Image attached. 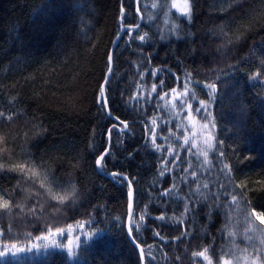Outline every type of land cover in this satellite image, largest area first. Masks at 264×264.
I'll list each match as a JSON object with an SVG mask.
<instances>
[{"label": "trees", "instance_id": "1", "mask_svg": "<svg viewBox=\"0 0 264 264\" xmlns=\"http://www.w3.org/2000/svg\"><path fill=\"white\" fill-rule=\"evenodd\" d=\"M213 3L196 0L189 23L164 0H138L141 25L118 42L106 87L109 111L129 125L120 131L123 125L106 114L98 98L120 27L139 22L134 0H0V195L11 205L0 210V264H141L126 233L127 183L105 176L113 171L134 178V207L146 213L135 240L151 253L145 264H206L192 252L209 246L215 250L214 256L208 253L213 264L223 253L246 247L252 252L245 214L253 224L250 213L264 212V76L250 77L264 60V0H242L237 7ZM172 23L179 25L176 35L170 33ZM145 32V42L134 38ZM153 69L162 71L153 77ZM189 78L194 100L208 102L202 125L211 113L209 127L195 129L202 138L166 103L171 89L183 92ZM161 80L164 87L157 92H167L166 100L152 93L146 102ZM208 83L217 85L215 92L204 86ZM113 124L110 154L99 173L95 160ZM152 127L160 149L151 143ZM209 132L215 139L205 165L202 155L192 154L197 149H188L192 140L206 149ZM185 135L190 142L180 147ZM169 147L181 157L176 165ZM19 164L26 165L27 175L8 170ZM32 167L38 177H31ZM72 185L75 196L64 204L48 192L63 194ZM198 185L199 192L193 191ZM231 194L245 199L229 208ZM186 205L192 210L184 214ZM162 214L164 221L155 219ZM80 225L85 238L71 257L64 245L41 241L49 228Z\"/></svg>", "mask_w": 264, "mask_h": 264}, {"label": "snow or ice", "instance_id": "2", "mask_svg": "<svg viewBox=\"0 0 264 264\" xmlns=\"http://www.w3.org/2000/svg\"><path fill=\"white\" fill-rule=\"evenodd\" d=\"M221 3H225L228 5V7H237L242 3V0H220ZM195 3L196 0H183L182 4H178L176 2V0H171V4L170 6L167 4V0H164V6L169 7L170 9H175L177 13L180 14V16L186 18L188 20V22L190 23L193 15H194V8H195ZM153 8H157L159 7V5H157L156 3H153L152 5ZM213 7H215V0L213 3ZM228 9L225 8L223 9V11H227ZM137 11H141L139 8L137 9ZM124 13V9L121 8V16H123ZM169 13L165 12V15L167 16ZM143 19V16L141 17ZM167 23V21H165ZM135 28H139V25H136ZM179 29V25L177 23H172L171 27H170V33L173 35L177 34V31ZM125 27L121 28V31H124ZM221 31H223V29H221ZM127 34L128 35H133V30L132 29H127ZM118 38H119V33L117 34ZM134 38H138L142 43L146 41V39L148 38V33L145 32L144 34L140 35V34H136L134 36ZM164 36L163 34L161 35V39H163ZM237 39H239V37H237ZM262 40H264V37L261 38ZM115 42V41H114ZM232 41L230 40L229 43H231ZM108 62H109V67H108V72L111 73L112 72V62H113V55L111 53L108 54ZM162 69H153L151 70V74L153 77L157 76V74L159 72H161ZM261 76H264V60L261 61L260 63V67L258 69V71L253 74L250 78L253 80L259 79ZM144 78L143 74H140V79L142 80ZM108 83V76H105V84ZM192 80L189 78L185 85H184V91L183 92H177L176 88H172L171 89V93L174 94L173 96V100L179 101V105L173 103V100H167L166 103L168 105H171L172 107V111L176 114L179 115L177 108L179 107V111H183L184 110V106L185 104L187 105V108L189 110L188 115L186 117H184L183 119H186L190 122L195 120V116L193 115V112L195 113H201L202 111H207V104L208 102L205 100H200L199 101V107H195L193 108V105L191 104L190 100H194L196 99V94L195 92L191 91L190 89V85L192 84ZM198 83V82H197ZM206 88H208L210 90V92H215L217 85L215 83H208L204 85ZM163 88L164 87V81L161 80L159 82V85L157 84H153L152 88H151V92L148 94L149 95V101L146 102H150V98H151V94L152 93H157V97L159 100L161 101H165L166 97L168 96V93L165 92L164 95H160L157 92V88ZM105 86L102 84L100 86V96L98 98V103L102 104L103 107L105 109H109V101L105 96ZM188 98V99H186ZM214 98V96H213ZM132 99H135L137 101H139L141 99V97L139 96H133ZM109 115L111 116V112L109 111ZM211 113L208 112L207 115L204 117L205 119V123L202 125L203 128L207 129L209 127V122H207V117L210 116ZM4 113L0 112V117H3ZM8 119H11V116L7 117ZM118 119V118H117ZM153 125H156V120H152L151 122ZM120 124L123 125V128L120 129V131H126L129 129V125L127 122L121 120ZM177 127H181V125H177ZM212 128H215L216 125L213 123L211 124ZM117 128L116 124H113L112 129H109L108 131V135H109V139H111L112 136V132L113 130H115ZM150 132V139H151V143L153 144V146L156 149H160L163 147V145H158L156 144V137H157V130L155 127H152L151 129H149ZM169 136H175L174 132H169ZM164 139H168V137H163ZM177 139H179V137H177ZM215 137L209 132L207 135V138L203 141L204 145H206V149L204 148H200L198 146V144L196 143L195 140L191 141V147L188 149V151L191 153L192 149H197V153H192V154H199L202 155L204 157V161L203 163L205 165H207L209 163V151L212 150V148L214 147L213 141H214ZM3 137H0V142H2ZM184 140V144L180 145V147H183L184 145H188L189 144V137L187 135H185L183 137ZM168 153L169 155H175L176 159L171 161V163L173 165H176L177 161L179 159H181V157L179 156V153H174L173 152V148L169 147L168 148ZM110 154V149L106 148L103 152V154H101L98 158H96L95 160V164L96 167L98 169H102L103 168V162L105 161V157L108 156ZM129 155H131V153H129ZM221 155H223L221 153ZM165 164L168 163L167 161L164 162ZM25 168L26 165L24 164H19V165H15L12 168L8 169L9 171H16L19 170L20 172L24 173L25 175H27V173L25 172ZM224 169H229V165L225 164L224 165ZM0 170H3V165H0ZM28 171L31 173V177H38L39 173L37 172V170L32 167L29 168ZM185 172L188 171V169H184ZM161 175H164V171L161 170L160 172ZM111 177L113 178L114 181H116L117 183H123L124 181H127V216L129 219V226H128V235L130 237L133 238V242L135 243V240L137 238V233L140 231L141 225L143 224V222L145 221V216L146 213L145 212H139L137 213V209L134 207V202L136 199V190L134 188L133 185V181L134 178H129L127 175H125L122 172H116L113 171L110 173ZM191 176L192 177H196V172H191ZM122 178V179H121ZM41 187L43 188L45 186L44 181L42 180L41 182ZM175 187V186H173ZM204 188H208L207 184L203 185ZM238 187H242V186H238ZM199 188L200 186L198 185L196 189H194L193 191L195 192H199ZM49 194L51 195L52 199L56 200L59 204H64L66 201L72 200L73 197L75 196V192H76V188L75 185H72V188L70 191L65 190L63 192V194H61L60 192H53V190L51 188L48 189ZM171 189L167 190L166 192L162 193V194H170ZM213 194L211 192L208 193V196L206 198H211ZM219 197H217L218 199ZM239 200H243L245 199L242 195L238 196L237 194H231V201L228 202V206L229 208H231L232 205L236 204ZM74 202V200H73ZM220 207H223L224 205H219ZM11 207L9 200L8 199H4V197L2 195H0V210H9ZM21 207V210H23V207ZM246 207H250V205H246ZM145 208H147V205L145 206ZM192 209L186 205L185 206V211L184 214H187L188 212H190ZM34 211V210H33ZM139 215V221H135L134 220V216L135 215ZM250 216L255 217L257 220L260 221L261 224H264V212L261 213H257L255 211H252L250 213ZM156 220L159 221H164L166 219L165 215H160L155 217ZM245 220L248 224V227L245 229L246 233H258L260 236V241L261 244H264V229H257L256 227H254V225L252 224V221L249 219V214H245ZM226 221L230 222V217L226 216ZM181 223H183V221H180ZM81 227L83 225H80ZM228 226V223H226V227ZM71 228V226H69V229ZM63 229L62 228H56L55 231L53 232L51 228H49V233L51 235H57V234H62L63 233ZM2 234V233H0ZM187 231L185 233H182V235H187ZM154 235L160 237L161 239H164V237L161 236L160 232H154ZM229 235H232L231 233ZM38 239H40V237H37ZM44 239H47L48 237L45 236L43 237ZM177 239H179V237H177ZM245 239L248 241H252L254 239V237L252 235H246ZM60 245H57V247H59ZM136 247L140 249V256H141V260H145L146 256L151 255V253H145L143 248H141L140 244L137 243ZM149 249H151L152 245H148L147 246ZM223 251V250H222ZM242 251H244L246 253L245 256L241 257H235V254L233 252H229V253H223L219 260L217 261V264H233V260L232 259H225V255H231L236 259L237 264H240V260L243 259V261L245 262V264H264V250H262L261 248L257 247L255 244L252 245V252H248L247 247L245 249H243ZM211 252L212 256L215 255V250L211 248V246L207 247V248H203L202 250H198V251H193L192 252V257L196 258H202L203 261L206 262V264H213V259L212 256H210L208 253ZM4 253L0 252V256H3ZM68 255L71 257L74 255L73 251L71 249H69L68 251ZM153 259L155 257H152ZM177 259H180V257H177Z\"/></svg>", "mask_w": 264, "mask_h": 264}, {"label": "rangeland", "instance_id": "3", "mask_svg": "<svg viewBox=\"0 0 264 264\" xmlns=\"http://www.w3.org/2000/svg\"><path fill=\"white\" fill-rule=\"evenodd\" d=\"M176 2L178 4H182L183 0H176ZM172 10L176 11L175 9H172ZM173 96H174V94L172 93L171 94V100H173ZM186 99H188V98H186ZM190 102L193 105V108L200 106L199 102H197L196 100H190ZM173 103L179 105V101L173 100ZM177 111L179 113V119L180 120H184L185 122L190 124L189 126H192L194 130L195 129L198 130L197 128L201 127L200 125H202V123H203V113L205 111H202L201 113L193 112V115L195 116V120L192 121V122H190V121H188L186 119H183L184 117H186L188 115V112H189L186 104L184 106V110L183 111H179V107L177 108ZM196 130H195V132L197 134H199V136L202 138L203 137V133L201 131H196ZM253 225L257 229H264V224H261L260 221L257 220L256 218L253 219ZM245 226H246V224H245ZM238 232L239 231H235L233 233H238ZM84 235H85L84 227L83 226L82 227L81 226H76V227H72L70 229H67V230L63 231L62 234H57V235L49 234L47 236L48 237L47 239L42 238L41 241L43 242L44 246L57 247V245H60L59 247H61V245H64L68 249V251H69V249H71L73 251V253H75L80 240L85 238ZM249 235H252L254 237L253 244H255L257 247H259L262 250H264V244H261L259 234L258 233H249ZM234 254H235V257H241V258L246 255L242 251H237V250H236V252ZM225 259H232L233 260V264H237L236 259L233 256H229V257H227ZM240 264H245L243 259L240 260Z\"/></svg>", "mask_w": 264, "mask_h": 264}, {"label": "water", "instance_id": "4", "mask_svg": "<svg viewBox=\"0 0 264 264\" xmlns=\"http://www.w3.org/2000/svg\"><path fill=\"white\" fill-rule=\"evenodd\" d=\"M134 2H135L136 12H137V13L139 14V16H140L139 22H138V24H136V25H139V27H140L141 22H142V18H141L142 16H141V14H140V11H139V12L137 11V9H138V0H134ZM120 21H122V20L120 19ZM136 25H135V26H136ZM135 26H121V27H120V30H119V38H118V36L115 38V40H114L115 42L113 41V44H112V46H111V49H110V52H109V53H111L112 55H114V50H115V48H116L118 42L120 41L121 37L123 36L124 32L127 31V29H129V28L132 29L133 32L136 31L137 28H135ZM122 27H125V30H124V31H121V28H122ZM108 63H109V62H108ZM111 67H112V71H113V62H112ZM111 75H112V72L109 73L108 70H107L105 76H108V82H109V80H110ZM102 84L105 86V89H106L108 83L105 84V78H104ZM102 84H101V85H102ZM105 96H106V92H105ZM104 109H105V108H104ZM105 112H106V114H107L112 120H114L115 122H117V123L120 124V120L117 119L116 117H114V116L112 115V113H111V116L109 115V109H105ZM110 144H111V139H109V135H108V143H107L106 148L110 149ZM106 148H105V149H106ZM105 149H104V150H105ZM103 152H104V151H103ZM103 152H102L101 154H103ZM101 154H100V155H101ZM96 169H97V171H98L99 173H101V169H98L97 167H96ZM105 176L108 177V178H111L110 173L105 174ZM121 179H122V178H121ZM125 182L127 183V181H125ZM128 226H129V219H128V216H126V233H127V235H128ZM128 237H129L131 243H132V244L135 246V248L137 249V251H138V253H139V256H140V249L136 247L137 242L135 241V243H134V242H133V238L130 237L129 235H128ZM140 246H141V245H140ZM141 248H142V246H141ZM140 261H141V264H145V260L142 261V260H141V256H140Z\"/></svg>", "mask_w": 264, "mask_h": 264}]
</instances>
